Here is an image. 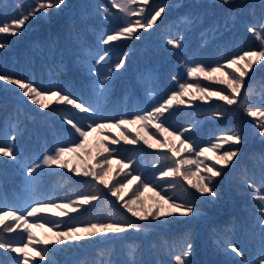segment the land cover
<instances>
[{
	"label": "trees",
	"instance_id": "1",
	"mask_svg": "<svg viewBox=\"0 0 264 264\" xmlns=\"http://www.w3.org/2000/svg\"><path fill=\"white\" fill-rule=\"evenodd\" d=\"M36 3L37 0H0V25L18 19L22 13L31 11ZM138 3L142 4V1ZM158 4L169 6L168 14L153 28L139 30L140 39H121L104 45L101 43L103 36L122 23L121 14L112 7L111 0H65L60 9H50L47 15L38 14L30 18L22 35L0 34V42L7 44L0 49V74L31 81L42 90L61 89L98 108V116L115 121L150 111L162 103L172 91L177 90L173 76L179 82H195L189 81L187 66L197 63L216 66L243 51L259 50L260 41L247 31V27L254 25L259 30L264 23V0H234L228 5L221 0H149L147 5H143L146 14H151L152 7ZM181 37L180 48L166 43L169 38ZM105 51L108 55L96 64V59ZM121 58L126 59L125 66L111 73L113 79L108 82L103 95H99L97 81L109 74ZM89 69L99 75L90 74ZM249 75H254L253 80L240 98L244 106L240 103L229 106L216 98L193 100L192 95H198L194 93L184 97L185 104L175 105L165 114L164 123L170 130L180 132L191 128L185 137L191 138L197 151L202 147L210 148L223 135L238 131L242 137L239 145L225 143L219 152L210 150L200 157V175H207L205 164L213 165L224 150L239 149L237 157L215 180L216 197L200 194L202 200L210 203L211 210L196 196L184 193L179 186L169 190V178H159V173L171 163L157 159L167 149L149 148L137 133L143 136L147 131L158 139H163V136L157 134L151 125L146 130L138 124L131 125L134 130L131 133L122 126V133L130 138L137 137L138 143L127 144L121 137L115 138L107 132L112 139L119 140L118 144L112 145L116 149L113 160L132 161L125 171L140 174L142 179L157 185V191L162 194L168 191L174 198L187 200L206 213L197 219L193 216L169 217L168 223L153 230L143 224L147 233L144 238L132 234L140 231H127L123 234L132 235L118 243L109 242L98 247L90 245L76 251L68 264H120L116 257L118 249L125 257V264H148L145 247H148L152 264H175V256L182 254L185 242L193 245L190 264H244L227 250L228 243L238 245L248 261L258 260L264 249V231L258 223L261 202L253 198L256 193L247 184H253L264 195V138L259 136L257 129V120L261 118L248 116L247 110H264V67L255 65ZM199 82L224 88L223 85L206 82L202 77ZM19 96L22 97L18 86L0 81V144H12L17 155L16 162L4 158L7 165H0V207L24 209L37 200L62 203L89 193L88 181L63 172L49 173L52 175L42 172L40 178L31 184L25 180V166L35 163L58 145L78 141L74 131L62 126L58 120H64L68 115L86 124L88 118L83 113L74 114L75 109L68 105V109L57 106L53 109L55 113H50L25 97L29 107L39 112L32 113L18 103L16 98ZM214 112L223 115L214 117ZM13 134L14 142L9 140ZM173 142L180 147L179 141ZM68 155L74 156L72 153ZM181 155L189 156L188 153ZM111 166L116 176L115 183L122 179L123 173L117 164ZM186 167L196 170L194 165ZM216 167L220 168L219 165ZM197 179L196 176L191 177L193 182ZM136 183L133 181L128 186L125 199L131 196L129 189L134 191ZM152 195L148 191L144 193L146 203H152L149 199ZM118 212L110 201H106L91 210H81L75 218L80 219L79 224L113 217L119 219L121 214ZM201 233L206 244L204 252L199 242ZM11 237L21 238L18 234ZM85 241L78 244L83 245ZM0 262L15 264L14 259L8 258L0 259ZM56 262L60 264V260Z\"/></svg>",
	"mask_w": 264,
	"mask_h": 264
},
{
	"label": "snow or ice",
	"instance_id": "2",
	"mask_svg": "<svg viewBox=\"0 0 264 264\" xmlns=\"http://www.w3.org/2000/svg\"><path fill=\"white\" fill-rule=\"evenodd\" d=\"M225 5L231 4L234 0H221ZM149 0H142V4H138V0H111L112 7L117 9L121 14L122 23L120 26L106 33L101 43L110 45L121 39H140L139 30L145 31L153 28L158 18L165 12L166 5L157 7L151 14H146V8L142 5H147ZM65 4V0H37L33 9L27 13H22L18 19H12L10 22L0 25V34H8L11 36L22 35L23 28L26 22L33 17L39 15H47L50 9H60ZM132 17H138L133 20ZM247 31L255 36L260 41L259 50L243 51L239 55H234L223 63H218L216 66H206L203 64H195L194 66H187L186 73L189 81L195 82H179L178 78L173 76L172 79L177 82V90L172 91L170 95L162 103L154 106L150 111L137 113L130 117H121L118 120H105L98 116L99 109L91 104H85L76 97H73L67 92L58 88L49 90H42L35 86L31 81H25L20 78L12 77L6 74H0V81L6 82L10 85L18 86L21 95L27 97L28 100L39 106L40 109H48L51 105H68L72 109L77 110L78 113H83L87 116L88 122L86 124L75 120L73 117L65 115L64 123L70 130L78 136V141L68 145H58L50 153H46L39 158L35 163H30L23 168L25 180L28 183H33L40 178L42 171L45 168H51L57 165L61 168L77 174H82L84 177H90L89 183L92 186L90 193L81 194L76 200H70L65 203H57L55 201L37 200L33 201L24 209L3 208L0 207V249L17 254L14 257L15 264H56L52 259V253L55 247L66 245L69 243H78L84 240H91L93 238H107L109 235L123 234L127 231H142L144 225L139 222H147L152 224L158 222L164 225L169 222V217L179 218L188 217L196 214L197 210L192 203L187 200H178L173 195H169L168 191H157V185H154L142 179L140 174L133 175L131 171H125L130 168L132 161L124 162L122 159H117L116 163L119 166L120 172L123 173L122 179L111 183L109 179L111 173V165L115 159L116 149L110 147L105 141L109 139L105 137L104 140H97L95 144V155L91 149L87 148L88 137L91 133H101L103 129L108 127L121 128L125 125H140L142 129H148L149 125L156 130V133L163 136V139H158L155 135H149L147 131L143 136L137 133V137L143 139L145 145L151 149H167L166 152L161 153L157 159L170 161V165L159 173V178H169V190H175L177 186L183 190L184 193L192 195L185 187V183L195 190V193L201 195H208L215 198L217 193L215 191V180L222 175V170L227 167L235 157H237L239 149L230 148L224 150L218 155L215 163L211 166L205 164L204 171L207 175H200L201 163L200 157L208 151L219 152L225 143L239 145L242 143V137L239 132L223 135L209 147H202L198 151L190 137H185V133L189 132L191 128H185L180 132L172 131L165 126V114L169 113L175 105L185 104V96L192 95L193 100L208 101L211 98H216L223 101L226 105H234L240 103L244 106V101H241L242 89L244 88L245 78L249 73L254 71V66L259 65L264 67V23L259 26L250 25ZM182 37L180 39H167L166 43L173 48H180L182 45ZM7 47L6 43L0 42V49ZM108 52L96 59V64H99L105 59ZM183 63V62H182ZM126 64V59L121 58L109 74L105 75L102 80L97 81L98 94L103 95L107 90L108 82L113 79L112 72L119 71ZM231 69V71H226ZM90 74L99 75L98 73ZM220 75L217 76L216 74ZM203 78L206 81H211L219 85L226 86L225 88L210 89L206 86H201L199 79ZM214 117L223 115L221 112L212 113ZM247 115L253 118L259 117L257 120L258 134L264 138V110L249 109ZM137 137L130 138L127 135H122V139L127 144H137ZM184 137V138H182ZM169 138H172L171 140ZM9 140L15 141V135L9 137ZM173 141H179L180 147ZM119 143L117 139H111V144ZM69 153L74 154L79 163L74 167H69L71 161L66 160L65 156ZM181 153H188V157H184ZM88 156L95 159L96 163L89 166L83 159ZM7 158L9 161L16 162V150L12 144H0V159ZM188 165H194L195 171ZM216 165L220 168L217 169ZM196 176L198 179L193 182L191 177ZM115 179V177H112ZM137 182L135 190L131 191V196L125 199V189ZM111 183V186H109ZM103 185V188L100 186ZM247 187L252 189L256 195L255 200L260 201L258 211L259 227L264 231V195L260 194V190L254 187L253 184L248 183ZM107 189V194L116 198L120 203V207L131 214L132 218L124 217L117 219L113 217L108 220H98L96 222H88L83 224L68 225L62 219L69 216L68 209L75 213L85 205L93 201L106 199L104 189ZM148 191L153 193L149 198L152 203H146L144 193ZM49 208L58 209V213H52L53 216H59L61 219L49 220L41 213H45ZM32 218V221H29ZM139 221V222H137ZM48 228L54 231L57 236L56 240H41L37 238L32 232V228ZM17 233L19 240L11 237V234ZM193 245L190 242H185L184 250L181 255L175 256V264H190L189 257L192 255ZM227 250L236 257H239L244 264H264V249H262L261 256L256 261H248L245 258L244 252L241 248L232 243H228ZM3 264V262H0Z\"/></svg>",
	"mask_w": 264,
	"mask_h": 264
},
{
	"label": "rangeland",
	"instance_id": "3",
	"mask_svg": "<svg viewBox=\"0 0 264 264\" xmlns=\"http://www.w3.org/2000/svg\"><path fill=\"white\" fill-rule=\"evenodd\" d=\"M138 1H142V0H138ZM138 4H141V3H138ZM163 5H165V4H163ZM159 6H161V5L158 4L157 7H159ZM157 7L155 5L152 8L155 10ZM154 10H152V11H154ZM169 10H170V7L169 6L165 8V12L162 13L161 16L158 18L157 23H158V21L163 16H165L166 14H168ZM26 33H27V31H25L24 35ZM146 35H147V33H146ZM216 75L219 76L220 74L217 73ZM253 76L254 75H251V76L249 75V76H247L245 78L244 88L242 89L241 97H242V95L244 93L247 92L246 90L249 87V85L251 84V82L253 80ZM206 82H209V81H206ZM199 83L201 84V86H206V87H209L210 89H218V88H220V87L215 88L214 86H209V85H207L208 83H206V85L204 83H201V82H199ZM223 87L225 88V92L227 93L228 90L226 89V86L223 85ZM16 100H18V103L19 104H21L26 109H28V111H30L32 113H38L39 114L38 111H33V109L29 107L28 101L25 99V97L19 96V98H16ZM222 103H224V102L222 101ZM234 105L235 106H238L239 103L234 104ZM57 106H63L64 108H67L68 109L67 105H56V104H53V105H51L48 108V112L55 113L53 109L56 108ZM70 110H72V109H70ZM73 112L76 115H80L81 114V113H78L77 110H75ZM58 121L62 124V126H66L65 123H64V120L60 119ZM54 123H56V122H54ZM124 128L129 133H131V131H134L132 129V126L131 125H125ZM123 131L124 130H122L121 128L108 127V128L103 129V131L101 133H91L89 135V137H88V143H87V146L86 147L89 148V149H91L93 155H95V151H96L95 144H96V141L97 140H104L105 137H108L109 139H107L105 141V143H107L110 147H112V144H111L112 137L108 133L110 132V134H112L115 138L116 137L119 138V137H122V135H125V133H122ZM69 154H71V153H69ZM65 159L71 161V163L69 164V167L70 168L76 166L79 163V160L77 159V157L75 155L72 156V157H69V155L67 154L65 156ZM83 159L89 164V166H91L92 164H95L96 163V160L95 159H91L88 156H84ZM116 164H117L116 161L113 160L112 165L115 166ZM0 165H2V166L3 165H7L6 162H5V160H4V158L0 159ZM111 170H113V167L112 166H111ZM42 172H46V174L54 173V172H59V173L60 172H63V173L75 175L76 177H79V178H82V179H85L86 181H88V183L86 184V185H88L87 191H90V192L92 191V186L89 183V181L91 180L90 177H84L82 174H77V173L74 174L72 171H69L68 169H65V168H61V167H59L57 165H53L51 168H45ZM42 174L43 173H41V175ZM49 175H52V174H49ZM112 177H115L116 178L115 174H113L112 171H111L110 176H109V179L113 183L114 182L113 181L114 179H112ZM100 187L103 188V185H101ZM185 187H187L188 190L191 193H193L192 195L196 196L199 200H201L204 203V205L206 207L210 208V210H211V207L209 205L210 203L208 204L206 201L202 200V198H201V196H200L199 193H195V191H193L190 188V186L187 185V183H185ZM125 190H126L125 192H127V189H125ZM104 192L106 194V199H101V200L93 201L90 204L83 206L81 208V210H83V211H85V210H91L93 208H96V206L103 204L106 201H110L112 207L114 209H116V211H119L118 212L119 214H122L124 217H128L130 219H135V218H132L131 217V214L130 213H127L125 209H123L122 207H120V203L116 201V198L115 197H112L110 194H107V189L106 188L104 189ZM76 199H77V197H73V199L65 200L62 203L68 202L70 200H76ZM81 210L73 213V212H71L70 209H68L67 211L69 212V216L63 217L62 219L68 225L79 224L78 222H80V219H76L75 216H78L81 213ZM196 210H197L196 214L190 215V216H193V218H196V219L197 218H200V216H202L204 213H206L204 210H201V209L200 210L196 209ZM58 212H59L58 209L49 208L45 213H41V215L42 216H45L49 220H52V219H61V217H59V216H53L52 215V213H58ZM236 212H237V214L239 216H241V214H240V212H239L238 209H236ZM29 221L31 222L32 221V218H29ZM137 222H139V221H137ZM139 223L144 224L145 226H147L148 228H151L152 230L155 229V227L160 226L159 223H154V222L152 224H148L147 222H139ZM32 232L34 233V235L37 238H39L41 240H53L54 241V240L57 239V236L55 235L54 231H50L48 228H35L34 227V228H32ZM132 234L138 235V236H140L142 238H144V236L147 235V233L145 232V228H143V230L140 231L139 233H132ZM132 234H128V235H125V234H117V235H114V236L113 235H109V237H107V238H93L91 240H86L83 243V245H80L78 243H74V244L69 243V244H66V245H61V246H58V247H55L54 248L53 253H52V258H53V260H55V262L57 260H60V264H68V261L71 258L75 257V254L77 253L76 251H80V250H83V249H87L88 246H90V245H92V247H98V245H101V244H105L106 245L109 242L118 243L122 239H124L125 237L131 236ZM15 235H17V233L11 234V236H15ZM199 242H200V245L202 246V249H203V252H204L206 250V244L204 242V238H203L202 233H201V235H199ZM118 248H120V247L118 246ZM89 249L92 250L91 247ZM117 251H118V253H117V256L116 257L119 258V263L120 264H125V257L122 256V254L119 252V249ZM145 252H146L148 264H152V262H151V256H149L148 247H145ZM82 253L86 254L84 251ZM16 255L17 254H15V253L6 252V250L0 249V259H6V258H8V259H14V257ZM41 264H43V262H41ZM56 264H58V263L56 262Z\"/></svg>",
	"mask_w": 264,
	"mask_h": 264
}]
</instances>
